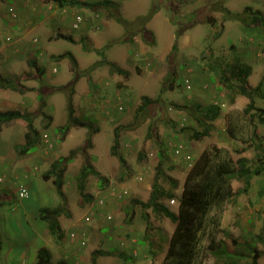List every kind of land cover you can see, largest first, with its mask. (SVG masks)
<instances>
[{"label": "rangeland", "instance_id": "374dc122", "mask_svg": "<svg viewBox=\"0 0 264 264\" xmlns=\"http://www.w3.org/2000/svg\"><path fill=\"white\" fill-rule=\"evenodd\" d=\"M116 2L120 4L121 16L127 20L124 25L115 17H118L116 7L78 9L61 7L57 0H0V109L22 108L20 110L30 112L40 131L37 146L25 152L22 147L27 121L0 122V165L7 175L4 185L8 180L12 184L24 182L30 191L29 198L21 199L14 185L6 199L2 198L0 248L4 249L3 255L10 250L12 242L7 237L12 223L6 218L10 214L27 216V222L19 220L13 224L21 228L22 224L27 226L29 233L32 227L47 228L49 223L41 216L42 209L63 205L64 220L69 217L73 224L61 225L56 233L49 229L54 245L62 236L65 242H73L71 248L77 250L79 244L71 240L70 234L86 226L95 234L94 239L90 236L86 249L97 247L102 252H120L121 244L117 240L123 237L127 241V255L134 259L129 264H163L168 249L166 238L170 237L176 223L150 209L147 220L144 207L133 201L149 199L157 167L162 165L167 173L171 167L177 169L179 186L175 192L179 196L189 169L210 145L227 147L235 159L245 156L251 165L259 163L260 159L264 162V123L257 119L247 123L249 115L246 119H236L235 115L233 123L240 139L234 138L228 132V115L243 111L249 99L227 91L220 79L225 66L238 60L253 67L250 87L261 81L264 90V28L247 27L241 20L230 18L232 13L242 12L246 6L260 9L264 14V0ZM10 5L17 7L18 18L8 12ZM78 13L85 19L79 28H74L72 23ZM7 36L12 40L8 41ZM82 37L89 49L83 47ZM66 51H71L80 61L75 70L69 57L59 60L53 57ZM33 60L37 61L36 66ZM107 60L116 61L112 62L119 64L124 73H114L116 70L107 65ZM93 66L97 73L95 70L90 73L89 68ZM54 67L58 72L53 71ZM100 75L108 79L105 87L99 86ZM101 82L104 83V79ZM170 82L174 89L167 88ZM115 90L120 91L116 94ZM144 96H149L153 102L140 110ZM69 101L73 105V117L90 128L69 121ZM195 103L204 107L221 105V114L213 123L211 135L200 140L186 138L187 129L183 130L202 129L189 114ZM255 105L264 109V98L256 97ZM94 107L103 108L106 123L101 132L108 134L109 140L105 142L102 138L96 149L92 141L95 133L92 112L102 111ZM49 122L46 128L44 125ZM69 122V128L63 133L61 127ZM89 138L90 145L87 144ZM120 144L133 161L129 164L126 159L120 161L111 184L108 178V183L101 186L98 177L90 174L84 180L82 192L79 189L81 172L86 167L97 169L96 155L102 159L105 146L111 154H117ZM67 157L69 159L65 160ZM151 158H154L152 163ZM60 161L66 168L65 198L54 183L56 175L52 174L49 179L44 177L51 165ZM251 181L248 192L235 194L225 205L219 238L230 251L239 249L247 253L252 247L264 251V170ZM163 183L171 188L170 183ZM232 184L234 192L244 186L240 179H233ZM123 188L129 192L119 198ZM103 199L106 205L99 207ZM165 201L178 210L177 199L175 203L170 199ZM107 213L114 215V219L104 220ZM92 214V221L85 222V216ZM11 230L15 232L13 226ZM14 234L18 237L14 241H19V233ZM37 242L43 244L42 238ZM15 249L20 250V247ZM134 250H138L136 256ZM253 254L250 251L249 256L237 259L209 254L203 264H248ZM16 256L17 253L14 264ZM66 257L72 262L71 255ZM120 258L112 253L101 257L105 264H119ZM257 264H264V254Z\"/></svg>", "mask_w": 264, "mask_h": 264}, {"label": "trees", "instance_id": "16d2710c", "mask_svg": "<svg viewBox=\"0 0 264 264\" xmlns=\"http://www.w3.org/2000/svg\"><path fill=\"white\" fill-rule=\"evenodd\" d=\"M61 7L72 6L78 9L83 7L105 8L110 10L116 7L118 10L117 20L126 23V18L122 17L119 11L120 4L113 0H57ZM119 4V6H118ZM111 16L112 10H111ZM231 19H239L247 27L264 28V14L260 9H254L252 6H246L242 12L232 13ZM212 21V17L210 18ZM144 27V25H142ZM147 31V30H144ZM81 40L84 42L83 47L89 49L85 42V37ZM55 60L69 57L72 61V66L78 67L77 58L71 51H66L59 55H53ZM114 70L124 72L120 67L111 63ZM33 65H37V61L33 60ZM39 69V67H38ZM253 67L250 64L240 61L228 63L223 72L221 73V81L227 87V91H234L237 94L247 96L249 103L243 111H236L234 114L228 115V132L237 139H240L238 131L234 127L235 115L236 119L247 118L249 122H254L255 119L264 123V109L258 108L255 105L256 97L264 98V90L262 89V82L260 81L257 86L250 87L249 76L252 74ZM186 80H188L186 78ZM185 80V81H186ZM188 82V81H187ZM167 88L174 89L173 83L170 82ZM166 89V87H165ZM73 91V90H72ZM234 93V94H235ZM231 100L234 102V95H231ZM153 102L149 96L143 97V104L140 110H144L148 104ZM185 105L184 107H186ZM186 111L189 112V107ZM193 111L190 115L195 119L196 123L202 127L201 130L195 128H183L186 130V138H193L200 140L205 136L211 135L214 127V121L221 114V105L211 104L204 107L201 103H195ZM74 109L72 102L69 101V121L81 125L90 126L78 118L73 117ZM15 119H24L27 121V131L25 132V144L22 150L25 152L30 151L33 147L37 146L40 141V131L34 125L33 116L28 111L20 109H0V122H10ZM51 119V117H50ZM52 120V119H51ZM50 120V122H51ZM45 123V127L50 126ZM70 122L61 130L66 133L70 126ZM90 130V129H89ZM95 130V129H94ZM246 142V141H245ZM88 145L91 144V139H88ZM264 156V155H262ZM68 160L69 158H64ZM255 165L249 164V158L242 156L235 159L231 151L227 147H220L216 144L206 147L195 164L189 169L184 181V188L182 193L178 196L175 189L179 186L178 180L167 173L162 165L157 167V171L152 183V190L147 201L138 199L133 200L134 203H139L144 207V216L149 220L148 209L153 211L156 215H163L176 223L175 229L170 237L166 238L168 242V249L164 257L163 264H203V259L207 255L212 254L218 258L237 259L243 258L253 251L252 260L248 264H257L258 259L264 254V251L252 247L249 252L245 253L244 250L235 249L230 251L225 245L224 241L219 238L221 230V221L226 203L238 193L248 192L252 184V178L256 175H261L264 170V162L262 159ZM121 161L123 158L121 157ZM66 168L62 161L53 163L51 168L44 173V177L49 179L52 174L56 175L54 183L58 192L65 198L63 190V176ZM90 174L98 177L101 186L108 183V177L103 175L95 167H86L80 174L79 189L83 192L85 189L84 180ZM162 178V181L160 180ZM233 179H240L244 182V186L240 187L237 192H234L232 181ZM164 182L171 184V188H166ZM177 199L178 210H174L166 203V199ZM102 207V206H99ZM105 212V207L102 209ZM64 214V206H58L53 209H42L41 216L49 223V229L56 233L60 230L58 218ZM264 231V223H263ZM260 239H263L261 236ZM36 264H61V262L54 263L52 261V254L47 247H41L37 253ZM133 258L132 256L129 259Z\"/></svg>", "mask_w": 264, "mask_h": 264}, {"label": "crops", "instance_id": "0c3cea01", "mask_svg": "<svg viewBox=\"0 0 264 264\" xmlns=\"http://www.w3.org/2000/svg\"><path fill=\"white\" fill-rule=\"evenodd\" d=\"M157 13V12H156ZM155 13V14H156ZM154 14V15H155ZM156 16H154L153 20L151 23H153V21L155 20ZM152 19V18H151ZM149 22V21H148ZM35 56V55H33ZM76 57V56H75ZM77 58V57H76ZM78 62L80 63L79 59L77 58ZM113 61V60H112ZM106 61L108 64L107 65H112L111 63L116 62V61ZM115 65V63H113ZM118 64V62H117ZM79 66V65H78ZM117 67H120L119 64L115 65ZM95 66L89 68L90 73L93 72L95 70ZM121 68V67H120ZM115 69V68H114ZM96 71V70H95ZM98 72V70L96 71V73ZM124 73L121 71L116 70L114 73ZM107 73V72H106ZM104 79V83L101 82V80ZM107 78L102 77V75L99 76V86L102 87L106 82H108V79L105 80ZM106 81V82H105ZM105 87V86H103ZM120 90H115V93H119ZM1 94H3V92H1ZM73 94H75V91L73 92ZM87 99V98H86ZM3 100V99H2ZM102 102H101V106H102ZM97 106V103L94 105ZM22 109V108H19ZM25 109V108H24ZM93 109H100L102 112H92V114H94L93 118L95 121V133L93 134V148L95 147V149L98 147V143H100L101 139L104 138L105 142H108V134L102 133L101 129L103 127V125L106 123V120H103V108L101 107H94ZM100 131L99 134H96ZM125 145L129 146L130 143L129 142H125ZM124 145V146H125ZM119 152L117 154H111L108 146H105V154L104 157L101 159V157H98V155H96V158L98 160V162L95 164L97 166V169L103 174L106 175L109 179H110V183H113V178L116 176V171L118 170V168L120 167V161H121V157L127 160V163H131L133 161L132 156L127 155L125 153V147H123L122 144L119 145ZM130 158V159H129ZM120 159V160H119ZM119 160V164L118 161ZM150 163L154 162V158H151ZM96 168V167H95ZM177 169L173 167H171V169L168 170L169 174H172L173 177H175L176 179L178 178L177 176ZM114 173V174H113ZM28 173H25V177H28L27 175ZM178 180V179H177ZM151 185V183H150ZM12 182L8 180V182L4 185V184H0V205L4 204V198L6 199V196H8V192L12 191ZM64 185H63V189H64ZM16 193V192H15ZM0 218H2V215H0ZM9 222L12 223V225L10 224V227L12 229H15V232H13V230L10 229V231L8 230L7 233V237L8 240H11L12 242L10 243L11 247L10 250H7L4 255H3V250L0 248V264H14V254L17 253L16 256V264H36L37 262V253L39 248L41 247H47L51 254H52V261L54 263L57 262H61V264H105V258L102 260L101 257H106L107 255H110V253H112L114 255V257L120 258V263L119 264H129L130 261H134L133 258L129 259L130 256H128V248L123 247L121 245L120 248V252H116V251H106V252H102L101 249H98L97 247H92L89 249H86L85 247H78L77 250H74L71 248V246L74 244L73 242H69L68 240H62V236L60 237V239L56 240L57 243L56 245L53 244V240H52V235L49 232V228L47 226V228L45 229H34L33 227L31 228V230H29L30 232H27V226L25 227L22 224V228L18 225L13 224L14 223H18V221L20 220L21 222L25 221L27 222V216H12L11 214L6 218ZM65 219V215L61 216L58 218L59 220V224L60 226H65V225H72L73 222H71V220H69L70 218L67 217V220ZM24 229H26V233ZM19 233L20 237H19V241H23L26 242L27 240L29 242L26 243H21L19 241L15 242L14 239L18 240V237L14 234V233ZM173 233V230L170 231V236ZM90 236L94 239L95 234L93 230H90L89 232ZM14 235V236H13ZM13 236V237H12ZM1 238V236H0ZM34 238V239H33ZM42 238L43 244H40V242L36 243V240ZM123 238V237H121ZM31 240H33V242H30ZM120 240L122 241L121 243H124L122 239L118 238V243L119 245ZM117 243V244H118ZM0 246H1V239H0ZM127 246V245H125ZM15 247H20V250L15 249ZM125 250V252H124ZM12 251V253H11ZM110 252V253H109ZM130 254L131 251H129ZM71 255L72 256V262H70L66 255ZM102 254V255H101Z\"/></svg>", "mask_w": 264, "mask_h": 264}, {"label": "built area", "instance_id": "2783aa9c", "mask_svg": "<svg viewBox=\"0 0 264 264\" xmlns=\"http://www.w3.org/2000/svg\"><path fill=\"white\" fill-rule=\"evenodd\" d=\"M8 12L14 17V18H18V11L16 6L10 5ZM85 17L83 16V14L78 13L75 15L74 17V21H73V27L74 28H79L81 26V24L84 22ZM6 39L8 41L12 40L11 36H7ZM54 72H57L58 69L54 68L53 69ZM188 81V80H187ZM190 87V85H188ZM121 108V107H120ZM45 137L47 138L48 135H45ZM48 141V139H47ZM187 158H190V156H187ZM6 180V174L4 172L3 167L0 165V183L5 182ZM128 189L123 188L121 191H119L118 197L119 198H123L124 196H126L128 194ZM16 193L17 196L21 199H26L30 196V191L29 188L27 186H25V184L23 183H19L17 182V188H16ZM175 199H171L172 203H175ZM101 205L100 206H104L106 205V201L105 199L101 200ZM100 212V211H99ZM102 214V212H100ZM105 220H113L114 219V215H112L111 213H107V215L104 216ZM93 214L92 215H86L85 216V222H89L92 221L93 219ZM70 238L72 241H76L78 242V244L80 245V247H85L88 245V241L90 239V234H89V229L86 228V226H83L82 228H80L79 230H72V233L70 234Z\"/></svg>", "mask_w": 264, "mask_h": 264}, {"label": "clouds", "instance_id": "9594fccd", "mask_svg": "<svg viewBox=\"0 0 264 264\" xmlns=\"http://www.w3.org/2000/svg\"><path fill=\"white\" fill-rule=\"evenodd\" d=\"M13 6H15V5H13ZM17 8V7H16ZM9 9V8H8ZM72 25H73V23H72ZM54 68H56V67H54ZM58 72V71H57ZM2 167H3V165H1ZM3 169H4V167H3ZM4 172H5V169H4ZM5 174H6V172H5ZM6 180H7V175H6ZM6 180H5V182H6ZM16 180V179H15ZM5 182H3V183H0V184H4ZM19 183H23L24 184V182H19ZM14 187H15V192H16V188H17V182H15L14 181V183L12 184ZM26 186V185H25ZM16 195H17V193H16ZM30 197V196H29ZM28 197V198H29ZM27 199V198H26ZM173 199H175V198H173ZM176 200V199H175ZM170 202H171V199H170ZM172 203V202H171ZM177 211V210H176ZM105 220V219H104ZM176 225V224H175ZM174 231V230H173ZM122 240H125V239H123L122 238ZM124 242V241H123ZM126 240H125V242L124 243H121V245L123 246V247H126L125 245H126ZM134 255L136 256V254L138 253V250L136 251V250H134Z\"/></svg>", "mask_w": 264, "mask_h": 264}]
</instances>
